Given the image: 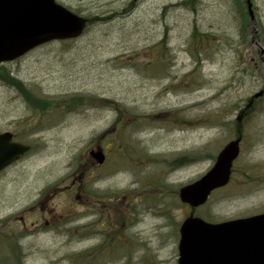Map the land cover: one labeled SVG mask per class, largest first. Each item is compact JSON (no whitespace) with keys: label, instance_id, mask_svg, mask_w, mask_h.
I'll use <instances>...</instances> for the list:
<instances>
[{"label":"rangeland","instance_id":"obj_1","mask_svg":"<svg viewBox=\"0 0 264 264\" xmlns=\"http://www.w3.org/2000/svg\"><path fill=\"white\" fill-rule=\"evenodd\" d=\"M56 1L92 22L76 40L2 65L27 92L0 81V133L31 150L0 174V237L15 245H0V264H174L189 213L178 191L238 131L229 183L195 215L264 213V0H250L254 19L247 0H197L194 11L178 6L185 0ZM194 26L216 39L199 65ZM73 95L76 109L58 103ZM98 150L106 159L96 168ZM187 157L195 161L172 165Z\"/></svg>","mask_w":264,"mask_h":264},{"label":"water","instance_id":"obj_2","mask_svg":"<svg viewBox=\"0 0 264 264\" xmlns=\"http://www.w3.org/2000/svg\"><path fill=\"white\" fill-rule=\"evenodd\" d=\"M247 9L253 18L250 0ZM86 25V18L55 0H0V64L45 43L76 39ZM12 138L10 132L0 133V172L29 151V146L12 142ZM240 140L229 141L204 175L179 189L181 203L194 211L207 202L212 191L228 183ZM89 156L99 165L105 160L99 150L90 151ZM179 234L177 264H264V213L210 223L191 212L181 223Z\"/></svg>","mask_w":264,"mask_h":264},{"label":"trees","instance_id":"obj_3","mask_svg":"<svg viewBox=\"0 0 264 264\" xmlns=\"http://www.w3.org/2000/svg\"><path fill=\"white\" fill-rule=\"evenodd\" d=\"M196 1L197 0H185V1L181 2L180 4H178V6L184 7L187 9H191V11H194ZM235 3H237V2H235ZM89 21H90V19H89ZM91 22L92 21L89 22L88 26L91 24ZM214 41H216V39H214V36L212 34L202 33L196 26L193 27V29L191 31V35H190V40H189V54L191 55V57H192V59L196 65L200 64L202 53L205 54V51L207 50V48H209L211 44L213 45ZM66 42L67 41H60L59 43H66ZM165 44H166L165 39H162L158 45L160 50L166 49ZM161 67H162V65L160 64L156 68L158 70H161L160 69ZM156 68L154 69L155 71H157ZM0 81L7 83V84L11 83V84H13L14 87H16L21 92H27L25 90V87L18 80L13 78L8 73V71L6 70V68L4 66H0ZM75 96L76 95H73L72 99L59 100L58 103H68V104H70V108H68V109H70V110L76 109L78 106H81V98H79V97L77 98ZM104 106H107L112 111H115L117 116H118L120 111H123L121 106L114 100L106 99V103L104 104ZM126 127H128V126L126 125ZM123 129L120 130L118 134H121ZM178 160L181 163L179 165L180 167L186 166L187 164L193 163L195 161L194 159H192L190 157L185 158V161L183 160V158H179V159H175L174 161H172L173 162L172 165H175V162H179ZM180 167H177V168H180ZM3 242H5L8 249L15 248V245H12V244L10 245L8 243L9 241H7L6 239L5 240L1 239V237H0V243H1L0 245H2Z\"/></svg>","mask_w":264,"mask_h":264},{"label":"flooded vegetation","instance_id":"obj_4","mask_svg":"<svg viewBox=\"0 0 264 264\" xmlns=\"http://www.w3.org/2000/svg\"><path fill=\"white\" fill-rule=\"evenodd\" d=\"M13 142H19V140H18V138H17V136L15 135V134H13ZM22 158V157H21ZM106 159V158H105ZM99 165H95V167L97 168ZM187 207V206H186ZM186 210H187V212L189 211V213H188V215L190 214V209L187 207L186 208ZM91 215L94 217V218H97V220L96 221H92V222H94L95 224H97V223H101V227H100V229L101 228H103V224L106 222L105 220H103V221H101L102 219L100 218V217H103V216H100L98 213H96V211L95 212H93V211H91ZM91 215H90V217H91ZM89 221V220H88ZM101 221V222H100ZM92 222H91V224H92ZM104 222V223H103ZM74 223V221H71V222H67V223H65V224H67L66 226H68V225H70V224H73ZM63 225V226H62ZM61 227H64V224L62 223V224H59V228H61ZM73 228V227H72ZM96 232H94V234H95ZM119 233H121V231H119ZM96 235H99V238L101 237V238H103V240H104V236H105V233L103 232V231H97V233H96ZM175 235H176V248H177V245H178V241H179V236H180V234H179V230H177V232L175 233ZM107 236V235H106ZM122 238H124L125 239V237H122ZM121 238V239H122ZM121 239H120V241L118 240V241H116V243H112V245H111V247H114V248H117V246L120 244V246H122L123 245V243H121L122 241H121ZM123 239V240H124ZM110 241H113V240H107V244H106V246H105V248H102V245L103 244H101V245H98V247L100 248V250H101V252H102V254L106 251V250H108L109 248H108V246L110 245ZM125 243H126V240H125ZM122 244V245H121ZM107 252H109V251H107ZM177 259H178V252H177V255H176V259H175V262H174V264H177Z\"/></svg>","mask_w":264,"mask_h":264}]
</instances>
